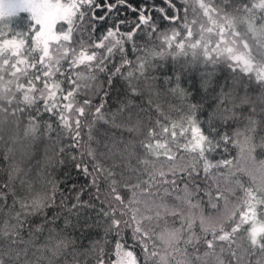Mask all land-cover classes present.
<instances>
[{
  "label": "snow or ice",
  "instance_id": "snow-or-ice-1",
  "mask_svg": "<svg viewBox=\"0 0 264 264\" xmlns=\"http://www.w3.org/2000/svg\"><path fill=\"white\" fill-rule=\"evenodd\" d=\"M163 4L0 0V114L84 179L36 192L8 147L0 264H264V0Z\"/></svg>",
  "mask_w": 264,
  "mask_h": 264
},
{
  "label": "trees",
  "instance_id": "trees-1",
  "mask_svg": "<svg viewBox=\"0 0 264 264\" xmlns=\"http://www.w3.org/2000/svg\"><path fill=\"white\" fill-rule=\"evenodd\" d=\"M102 5L104 4V0H98ZM108 3H113L114 0H107ZM154 5L157 7H165L163 4V0H153ZM126 3L131 5L133 8H142L149 4V0H126ZM104 14L103 11H98L97 15ZM169 14H171L169 12ZM26 14H22L20 18H16L13 22V27L17 30L26 28ZM154 18H159V14L156 12L152 13ZM112 19H109L105 22H102L99 25V31L103 32L107 27L111 26L113 20L116 18L119 19H127V20H135L136 13L131 11L126 6H120L111 14ZM3 24H0V28H3ZM7 29H5L6 31ZM191 85V81L182 80L181 86L188 88ZM171 99V98H170ZM172 103H176L173 99ZM19 120V125L17 126L13 123L14 120ZM43 119H47L45 116ZM27 119L25 116L21 115L18 118L8 117L7 122H4L3 114H0V157H2L7 151L8 147H12L13 156L15 161L20 162L21 166L24 169L26 175L24 179L32 182L35 186L36 192H41L46 188V177H54L57 180H63L65 183L61 184V187L64 188L67 185H71L72 183H83L84 179L80 173L77 172L74 168L69 164L67 168H61L59 165L55 166V170H53V164L49 163V160L54 155L55 145L46 139L44 136L37 133V138L33 139L31 136L25 137L24 132L27 126ZM103 129H101V132ZM119 136V133H116ZM16 139L15 144H11V139ZM232 155H236V152L233 151ZM54 163V161H53ZM3 165V160L0 159V166ZM66 173H70L71 178L69 179L66 176ZM2 174V173H0ZM246 179V178H245ZM207 211V210H206ZM163 227V225H161ZM75 235L78 237L79 241L82 243H87L84 234L77 232ZM72 249H68L64 256L66 260H61L59 258H55L52 260V264H71V255ZM39 255V254H37ZM48 254L45 253V256ZM31 259H35L31 257Z\"/></svg>",
  "mask_w": 264,
  "mask_h": 264
}]
</instances>
